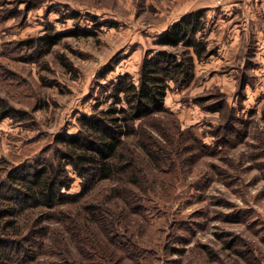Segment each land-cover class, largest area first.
Listing matches in <instances>:
<instances>
[{"label": "rangeland", "instance_id": "1", "mask_svg": "<svg viewBox=\"0 0 264 264\" xmlns=\"http://www.w3.org/2000/svg\"><path fill=\"white\" fill-rule=\"evenodd\" d=\"M178 1L36 0V7L0 24V97L21 113L0 122V158L17 162L49 149L60 130H78L81 113L107 106L102 84L122 72L138 77L143 55L164 47L155 41ZM223 6L206 11L213 54L196 61L192 80L168 91L164 101L181 123L183 144L192 147L176 161L177 179L168 180L173 186L165 197L155 194L145 215L129 211L123 219L141 248L135 251L139 263L123 258V264H264V0H241L235 14ZM56 32L64 35L34 54L36 41ZM26 40H34L32 48H23ZM191 128L208 144L214 133L231 141L206 155L198 141L187 140ZM130 141L156 190L166 189ZM79 183L75 176L68 192H78ZM114 185L101 181L89 202L103 199L114 210L126 209ZM69 245L74 264L92 261ZM31 264L61 263L41 253Z\"/></svg>", "mask_w": 264, "mask_h": 264}, {"label": "trees", "instance_id": "2", "mask_svg": "<svg viewBox=\"0 0 264 264\" xmlns=\"http://www.w3.org/2000/svg\"><path fill=\"white\" fill-rule=\"evenodd\" d=\"M34 1L0 0V24L36 7ZM207 23L206 8L182 15L157 36L155 43L164 47L143 55L136 79L122 72L102 84L109 91V104L81 113L75 133L62 129L49 149L17 162L0 158V264H31L41 253L54 255L58 263L74 264L69 240L88 255L89 264H123V258L139 263L135 251L141 249L140 243L122 221L129 211L145 215L146 203L155 194L165 197L173 186L168 180L174 182L177 176L176 161L192 147L183 144L181 123L164 101L168 91L188 85L196 61L213 54L206 39ZM63 35L39 38L34 54L47 52ZM26 41L23 48H32L34 40ZM16 114L21 115L0 97V122ZM224 124L218 132L226 130L229 120ZM192 129L187 140L198 141L206 155L231 141V135L214 133L208 144L202 140L204 134ZM130 138L156 168L155 180L166 189L156 190ZM75 176L80 190L70 193ZM105 180L116 183L111 190L125 201L126 209L114 210L103 199L89 202L88 195Z\"/></svg>", "mask_w": 264, "mask_h": 264}, {"label": "crops", "instance_id": "3", "mask_svg": "<svg viewBox=\"0 0 264 264\" xmlns=\"http://www.w3.org/2000/svg\"><path fill=\"white\" fill-rule=\"evenodd\" d=\"M179 3L176 4L178 5V9L176 10V13H173L171 16L172 21L170 23H173L177 19H179L182 15L187 14L189 12L201 9V8H206V11L211 10L212 6L214 5V0H179ZM238 3H227L226 5L224 4V8L227 10H231V13H236L234 7L237 6ZM169 23V24H170Z\"/></svg>", "mask_w": 264, "mask_h": 264}, {"label": "built area", "instance_id": "4", "mask_svg": "<svg viewBox=\"0 0 264 264\" xmlns=\"http://www.w3.org/2000/svg\"><path fill=\"white\" fill-rule=\"evenodd\" d=\"M235 1H238V0H215V3L217 4V5H223V4H225V3H231V2H235Z\"/></svg>", "mask_w": 264, "mask_h": 264}]
</instances>
